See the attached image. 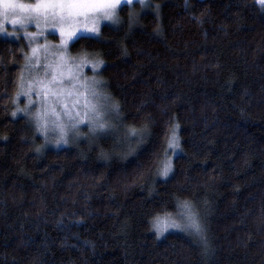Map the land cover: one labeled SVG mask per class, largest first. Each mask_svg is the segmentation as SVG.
<instances>
[{"label": "trees", "instance_id": "obj_1", "mask_svg": "<svg viewBox=\"0 0 264 264\" xmlns=\"http://www.w3.org/2000/svg\"><path fill=\"white\" fill-rule=\"evenodd\" d=\"M119 16L69 48L102 61L108 126L60 147L19 111L27 49L0 36V264H264V8L149 0ZM183 201L206 254L181 229L156 235L153 218L183 217Z\"/></svg>", "mask_w": 264, "mask_h": 264}, {"label": "rangeland", "instance_id": "obj_2", "mask_svg": "<svg viewBox=\"0 0 264 264\" xmlns=\"http://www.w3.org/2000/svg\"><path fill=\"white\" fill-rule=\"evenodd\" d=\"M148 1L145 0V5ZM20 2L31 5L35 4L37 0H20ZM136 2L140 3L139 0H134L130 5L122 3L118 6L115 13L118 22L121 7L123 5L132 6ZM118 22L100 20L98 23L99 33L103 25H115ZM93 23L94 20L91 16L87 19L77 16L71 21H67L65 26L71 25L76 28L77 36L68 41L66 47L60 44L59 28L61 25L58 18L53 19L51 11L45 9H41L39 27L31 20L23 28L20 25L14 26L6 22V32L0 34L3 38L25 44L27 50L21 69V81L16 101H24L26 108L31 110L29 115L36 127V113L39 112L41 119L38 130L46 135V141L51 146L55 142L60 147V143L66 139L68 142L74 140L78 136L77 134L82 133L85 128L97 129L95 124L103 123L104 119L111 114L110 101L102 94L99 83L93 74L99 66L95 60L87 56L85 62L81 63V56H71L69 51L71 42L79 36H97L99 34L86 30V27H91ZM8 33L14 34L9 35ZM25 33H35L36 35L26 36ZM33 48L36 49L35 54L32 52ZM61 53H63V60L60 59ZM54 69L56 81L48 83L52 80ZM87 69H92V73L89 74ZM42 84H47L48 88H54L61 94L58 96L49 94L46 98ZM83 85H91V87L86 88ZM91 129L88 130L92 131ZM61 136L63 140L60 139ZM169 150L172 163L179 148L173 150L169 147ZM175 221L181 224L184 222L183 217H179Z\"/></svg>", "mask_w": 264, "mask_h": 264}, {"label": "snow or ice", "instance_id": "obj_3", "mask_svg": "<svg viewBox=\"0 0 264 264\" xmlns=\"http://www.w3.org/2000/svg\"><path fill=\"white\" fill-rule=\"evenodd\" d=\"M134 0H37L35 4H25L21 3L20 0H0V34L6 32L5 23L11 25H20L21 28L25 26V24L31 20L36 23L37 27L40 25V13L41 9L50 10L53 19H57L60 23V35L61 41L60 44L62 46L67 45L68 41L72 40L77 36V29L72 27L71 25H66L67 21H71L73 18L77 16H83L87 19L91 16L94 20V23L91 27H86V30L91 33H99L98 23L100 20H109L113 23L118 22V18L116 17V9L122 3L124 4H132ZM142 6H145V0H139ZM259 3L262 8H264V0H259ZM55 26V25H53ZM12 35L14 33H8ZM26 36H34L35 33H25ZM33 54L36 53V49H32ZM88 54H81V63L85 62V58ZM60 59L63 60V53L60 54ZM97 64L102 63V61H97ZM52 80L48 83H54L56 81L55 69ZM88 88L91 85H83ZM42 87L45 90V97L49 94L52 96H58L61 92L57 90L48 88L47 84H42ZM62 91V90H61ZM27 94V93H25ZM71 94V93H69ZM114 109H118V104H113ZM19 111L27 112V108L19 109ZM53 114L55 112L53 110ZM13 116L16 115L15 112L12 113ZM99 115V113H97ZM37 118V128L40 129V114L36 113ZM108 125L105 123L97 122L95 127H98L101 130H104ZM178 125H173V131L171 136L168 139V146L173 150L179 148L178 137L175 134V128ZM130 131L136 132L135 128H132ZM63 137L61 136V139ZM67 141H65L66 143ZM39 151V148L37 149ZM167 151V150H165ZM172 171V163L171 157H167L163 161L162 167L157 165V174L166 178ZM183 207L184 214L183 220L184 223H177L175 220L171 219H162L159 215L153 218V227L156 229V235L159 237L166 231L168 228H177L181 229L185 232H188L193 236L194 242L198 243L202 248V253L206 254L209 251V240L206 236V230L201 223L198 214L194 211L193 206L189 201H183L181 203ZM167 215V214H166Z\"/></svg>", "mask_w": 264, "mask_h": 264}]
</instances>
